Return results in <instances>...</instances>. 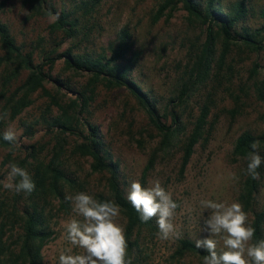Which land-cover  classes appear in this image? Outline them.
<instances>
[{
    "label": "rangeland",
    "instance_id": "rangeland-1",
    "mask_svg": "<svg viewBox=\"0 0 264 264\" xmlns=\"http://www.w3.org/2000/svg\"><path fill=\"white\" fill-rule=\"evenodd\" d=\"M51 1L58 11L78 18L71 38L55 32L49 17L33 15L22 8V0L11 1L0 12V19L8 24L17 44L33 53L36 64L46 56H60L52 67L45 68L43 88L29 96L31 104L6 123L3 132L13 128L20 142L12 148H0V177L8 174L10 163L29 173L36 162L34 157L48 164L60 143L63 149L55 163L66 179L63 201L40 191L17 194L2 185L0 215L1 211L8 215L0 230L2 244L16 247L22 211L35 205L53 232L41 251L40 264H58V254L67 246L62 222L73 215L65 196L86 192L97 199L106 192L105 175L93 174L90 157L75 150L76 144L85 142L83 128L79 126L74 135L65 136L51 126L52 118L61 113L55 101L71 115L80 111L79 118L96 128L107 160L116 165L117 179L126 198L132 181L147 187L159 180L179 204L174 224L182 238L194 242L204 238L207 233L201 232L200 227L210 211L202 209L200 201H238L246 161L232 154L234 142L243 132L259 135L263 129L264 101L258 91L263 88L264 94V48L254 50L236 38L225 50L218 22L190 16L181 4L160 15L158 11L165 0ZM239 1L218 0L214 9L223 15L233 13ZM196 3L202 10L206 4L205 0ZM244 7L233 32L245 35L257 30L260 36L256 39L264 42V0H245ZM120 47L121 57L116 63L129 68L128 78L138 86L139 95L104 79L93 82L91 73L70 68L66 63V53L106 59ZM4 74L5 71L0 72V79ZM27 74L23 71L5 96L20 87ZM140 99L154 105L155 123ZM204 106L209 108L207 124L181 173L183 149ZM172 113L179 116L178 127ZM165 128L173 132L166 147L162 146L161 133ZM29 147L34 152L26 158ZM255 209L264 212V173ZM118 222L124 227L121 215ZM156 229L155 235L146 240L143 264H202L188 253L174 257L178 239L162 241L157 237L158 226Z\"/></svg>",
    "mask_w": 264,
    "mask_h": 264
},
{
    "label": "trees",
    "instance_id": "trees-1",
    "mask_svg": "<svg viewBox=\"0 0 264 264\" xmlns=\"http://www.w3.org/2000/svg\"><path fill=\"white\" fill-rule=\"evenodd\" d=\"M13 0H3L0 2V12L4 10L6 4ZM218 0H205L204 9H200L196 0H165L164 4L159 8L158 14H162L164 10L169 9L174 11L179 4L190 15L195 18L203 19L206 21L218 22L221 25V32L223 34V46L226 50L229 45L238 38L243 41L244 44L250 46L254 50H261L264 48V42L257 40L256 37L260 36L259 31H254L253 34L239 35L233 32V25L237 19L241 16V13L245 11V0H240L235 4L234 12L223 15L220 11L214 9L215 2ZM85 6V5H84ZM22 8H27L33 15H40L48 17V12L59 13V19L53 22L50 26L55 32H60L66 38H71L75 33L78 18L72 13L66 11H58L53 7L51 0H22ZM208 41L211 44V35H208ZM122 48L112 52L109 58L103 59H89L82 57H72L67 54L66 63L70 68H74L79 71L91 73L92 81L98 82L99 80H106L110 85L115 87H127L134 94L139 95L138 86L134 81L128 78L127 66L117 64L119 60L120 52ZM60 56L51 57L46 56L42 63H35L33 60V53L31 51H25L24 46L18 45L8 24L0 19V72L5 71V74L0 79V113L8 112L9 116L6 120L0 121V148H12L8 142L2 139L3 130L6 123L15 120L20 113L27 108L31 101L29 96L43 88V83L46 80L45 68L52 67L56 60ZM23 71H27V77L23 84L16 88V90L5 96L9 92V87L16 81ZM263 88L258 91L259 98L264 101ZM21 95L18 97V94ZM140 97V96H139ZM143 97V96H142ZM141 103H144L151 120L156 122V109L154 105L147 102L144 99H140ZM54 105L61 111L60 115L52 118V127L59 129L61 134L65 136L74 135L77 127L81 126L84 130L82 138L85 142L76 144L75 150L83 156H88L91 159L90 169L93 174H104L106 177V192L100 193L97 196L98 200H114L121 206V216L125 221V233L128 242V255L132 260V264H143L146 262V240L149 237H153L156 232L157 225L154 221L149 220L147 223H143L140 220L139 213L131 206L127 198L124 196L119 181L117 179L116 165L112 161H108L103 151L100 137L97 134V130L88 121H82L79 116L81 114L78 111L76 114H70L67 109L60 105L57 101ZM173 123L178 127L179 116L176 113H172ZM209 116V108L204 106L199 110V116L194 124V128L187 140V143L183 149V156L180 165V172L183 173L189 159L191 158L194 147L200 138ZM263 129L259 135H254L249 132H243L240 134L233 146L232 154L240 159L246 155L249 150V144L252 141L259 140L260 154L264 157V114L262 115ZM162 133V146L166 147L170 136L173 132L170 129H161ZM33 147V146H32ZM29 147V153H26V158H31L34 148ZM63 146L60 143L57 144V150H54L51 161L46 164L37 157H34L35 165L31 172L33 181L35 182V191L43 192L46 196H53L56 199L63 201V187L66 179L63 172L58 168L55 163V159L62 151ZM27 160V159H25ZM260 172V178L253 180L247 173L241 183V188L238 196V201L243 204L244 210L250 215L251 224L255 228V241L264 239L263 225H264V212H257L255 209L256 199L261 187V179L264 173V165L258 169ZM1 179V177H0ZM2 184H0V203H2L1 196ZM16 197V204L18 202ZM31 206V205H30ZM28 206L22 211L20 235L17 242L14 244L16 247H5L2 244V237L0 238V264H40V256L43 247L51 239L53 232L48 228L47 223L43 217L42 211L38 210V207L32 205ZM64 206V205H63ZM8 219V215H5L1 211L0 215V230L2 231L4 222ZM0 231V234H1ZM16 251V252H15ZM219 251V250H218ZM183 253H188L197 259L201 260L204 255H207V251L203 248L197 249L195 242L187 239H178L176 249L173 255L182 256ZM172 256V257H173Z\"/></svg>",
    "mask_w": 264,
    "mask_h": 264
},
{
    "label": "clouds",
    "instance_id": "clouds-1",
    "mask_svg": "<svg viewBox=\"0 0 264 264\" xmlns=\"http://www.w3.org/2000/svg\"><path fill=\"white\" fill-rule=\"evenodd\" d=\"M48 17L55 22L59 13L49 11ZM8 116V112L0 113V121ZM2 139L10 145L20 142L11 127L3 132ZM260 143L259 140L250 142L249 150L243 157L246 173L253 180L260 178L258 169L264 165ZM8 167V174L0 179L5 190L26 195L35 191V182L26 168L16 163H10ZM232 178L235 179V174ZM65 199L71 203L73 215L62 222L63 239L67 246L59 252L58 264H132L125 228L118 222L122 209L116 201H101L86 192L66 195ZM127 200L139 213L141 222L147 223L155 218L158 239L170 241L182 238L174 224L179 204L159 180L152 181L147 187L139 181H132ZM200 205L210 211V215L203 220V227H200V231L207 235L195 241L197 249L203 248L208 253L203 256L202 264H264V239L254 240L256 230L243 204L207 199L201 200Z\"/></svg>",
    "mask_w": 264,
    "mask_h": 264
}]
</instances>
